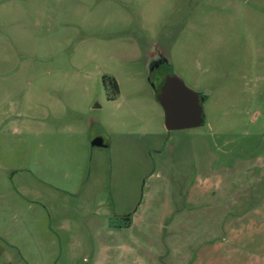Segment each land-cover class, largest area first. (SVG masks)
Masks as SVG:
<instances>
[{"label":"rangeland","instance_id":"1","mask_svg":"<svg viewBox=\"0 0 264 264\" xmlns=\"http://www.w3.org/2000/svg\"><path fill=\"white\" fill-rule=\"evenodd\" d=\"M0 264H264V0H0Z\"/></svg>","mask_w":264,"mask_h":264},{"label":"water","instance_id":"2","mask_svg":"<svg viewBox=\"0 0 264 264\" xmlns=\"http://www.w3.org/2000/svg\"><path fill=\"white\" fill-rule=\"evenodd\" d=\"M202 94L189 88L177 75H168L157 94V100L164 110L165 128L168 132L193 129L205 124ZM93 146H104L101 138Z\"/></svg>","mask_w":264,"mask_h":264},{"label":"trees","instance_id":"3","mask_svg":"<svg viewBox=\"0 0 264 264\" xmlns=\"http://www.w3.org/2000/svg\"><path fill=\"white\" fill-rule=\"evenodd\" d=\"M104 83L109 90V98L111 100L116 99L120 95V87L117 80L113 76L106 75L104 76ZM158 93L159 91L155 93L156 98ZM129 217L130 216H128V219H130Z\"/></svg>","mask_w":264,"mask_h":264},{"label":"flooded vegetation","instance_id":"4","mask_svg":"<svg viewBox=\"0 0 264 264\" xmlns=\"http://www.w3.org/2000/svg\"><path fill=\"white\" fill-rule=\"evenodd\" d=\"M154 63H156V65H154V68H152L153 72H155V70H156L155 68H157L158 73H160L159 71H160L161 65H158V61H155ZM166 77H164L163 80L161 81V84H160L159 89H158L159 92H160V89H161ZM153 78H154V75H153ZM205 99H206V96H203L202 101H205Z\"/></svg>","mask_w":264,"mask_h":264},{"label":"crops","instance_id":"5","mask_svg":"<svg viewBox=\"0 0 264 264\" xmlns=\"http://www.w3.org/2000/svg\"><path fill=\"white\" fill-rule=\"evenodd\" d=\"M99 138V137H98ZM95 140V139H94ZM92 142H93V140L91 141V145H92ZM104 142V141H103Z\"/></svg>","mask_w":264,"mask_h":264}]
</instances>
